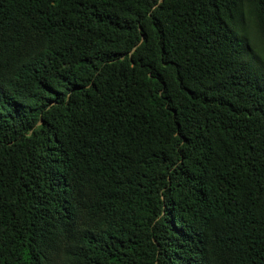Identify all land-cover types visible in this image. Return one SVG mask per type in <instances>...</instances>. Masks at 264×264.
<instances>
[{"label":"trees","instance_id":"obj_1","mask_svg":"<svg viewBox=\"0 0 264 264\" xmlns=\"http://www.w3.org/2000/svg\"><path fill=\"white\" fill-rule=\"evenodd\" d=\"M0 264H264V0H0Z\"/></svg>","mask_w":264,"mask_h":264}]
</instances>
